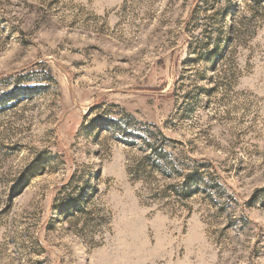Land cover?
<instances>
[{"label":"rangeland","instance_id":"1","mask_svg":"<svg viewBox=\"0 0 264 264\" xmlns=\"http://www.w3.org/2000/svg\"><path fill=\"white\" fill-rule=\"evenodd\" d=\"M0 264H264V0H0Z\"/></svg>","mask_w":264,"mask_h":264},{"label":"trees","instance_id":"2","mask_svg":"<svg viewBox=\"0 0 264 264\" xmlns=\"http://www.w3.org/2000/svg\"><path fill=\"white\" fill-rule=\"evenodd\" d=\"M184 185H186V188H187L188 183H185Z\"/></svg>","mask_w":264,"mask_h":264}]
</instances>
